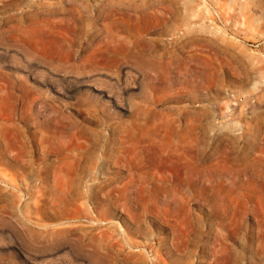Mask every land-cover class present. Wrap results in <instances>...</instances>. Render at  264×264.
I'll return each instance as SVG.
<instances>
[{
	"label": "rangeland",
	"instance_id": "374dc122",
	"mask_svg": "<svg viewBox=\"0 0 264 264\" xmlns=\"http://www.w3.org/2000/svg\"><path fill=\"white\" fill-rule=\"evenodd\" d=\"M0 264H264V0H0Z\"/></svg>",
	"mask_w": 264,
	"mask_h": 264
},
{
	"label": "bare ground",
	"instance_id": "6f19581e",
	"mask_svg": "<svg viewBox=\"0 0 264 264\" xmlns=\"http://www.w3.org/2000/svg\"><path fill=\"white\" fill-rule=\"evenodd\" d=\"M38 167V166H37Z\"/></svg>",
	"mask_w": 264,
	"mask_h": 264
}]
</instances>
